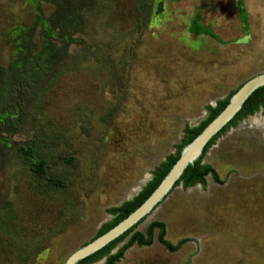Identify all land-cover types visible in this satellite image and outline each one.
I'll return each instance as SVG.
<instances>
[{"label": "rangeland", "instance_id": "rangeland-1", "mask_svg": "<svg viewBox=\"0 0 264 264\" xmlns=\"http://www.w3.org/2000/svg\"><path fill=\"white\" fill-rule=\"evenodd\" d=\"M67 7L0 0V95L4 72L38 73L32 99L15 92L19 103L0 108V264H64L176 154L186 127L264 73V0H100L74 18ZM196 24L217 40L190 33ZM39 133L56 141L45 158L59 157L49 173L64 189L40 186L17 150ZM202 164L222 183L176 187L133 231L163 222L178 249L154 231L117 264H264V114L219 136Z\"/></svg>", "mask_w": 264, "mask_h": 264}, {"label": "trees", "instance_id": "trees-1", "mask_svg": "<svg viewBox=\"0 0 264 264\" xmlns=\"http://www.w3.org/2000/svg\"><path fill=\"white\" fill-rule=\"evenodd\" d=\"M100 0H67L68 7L73 12L70 14V17H79L83 9H93L94 7L98 6ZM140 4H144L145 1H140ZM67 7V8H68ZM66 18L63 17L61 27H65ZM189 32L198 35H206L209 36L213 40H217V38L206 28L201 25H192L189 28ZM37 60V59H36ZM37 65V64H35ZM35 65H31L32 67ZM38 73L33 72V77L36 79ZM49 73L48 75H50ZM28 79V80H27ZM19 78L17 80H11V76L9 72H4V76L2 81L6 84V89L0 95V108L5 107L8 103L17 104L19 101L16 99V93L27 94L25 97L26 99H32L34 89V79L32 77ZM31 79V83L29 81ZM16 81V83H15ZM14 82V83H12ZM10 85V87H8ZM31 87L32 90L26 91V89ZM240 88V87H239ZM237 88L228 98L224 101H221L217 104L216 108L208 107L207 118L199 124V126L194 128L186 127L184 130V136L182 138V142L176 148V154L174 156H168L164 162H162L159 166H157L154 171L152 172V180L145 185V187L141 190V192L134 197L130 201H126L122 203L120 206L112 208L109 210V213L114 216L113 220L102 227V230L98 233L97 237L103 235L108 230L116 226L119 222L124 220L129 214H131L134 210H136L147 198L148 196L156 189L159 183L163 180L166 174L169 172L171 167L175 164L178 160L180 152L184 146L189 144L199 133L224 109L227 105L230 97L239 89ZM24 91V92H23ZM16 92V93H15ZM20 105V104H19ZM261 111L264 114V86L257 89L244 103L241 110L236 114L231 122H229L214 138H212L208 144L203 149V153L201 157L194 162L192 166H188L183 175L176 181L172 190L169 194L178 186H182L183 189H188L194 187L196 185H201L202 187L205 186L206 177L211 176L214 182L221 184V180L219 179L218 174L216 171L207 164H202V160L207 153L208 148H210L216 139L219 136H222L224 132H226L229 128L237 124L240 120H243L247 117L253 116L257 112ZM42 137L39 133L38 136V144L33 145L32 143H24L20 144L17 147V150L21 153V156L24 162L28 165L29 171L32 173L34 177L39 180L40 186L49 187V188H59L64 189L67 187V183L64 179L55 177L49 173V170L54 165V162L59 158L56 157L55 159H47L45 158L46 151L49 148L50 141L52 143H56L55 140L52 138L47 139ZM66 163L75 165L74 160L71 157L66 158ZM168 194V195H169ZM167 195V196H168ZM166 196V197H167ZM166 199V198H165ZM138 225V224H137ZM133 226L131 229L126 231L124 234L119 236L117 239L103 247L101 250L97 251L96 253L92 254L91 256L79 261L77 264H94L103 259H105L103 264H117L123 257L125 252L133 247L134 245L137 247H150L155 239L154 231H157L156 240L157 242L162 245L167 251L174 252L178 249L179 245L172 246V244L165 239L166 236V228L164 223L160 221H153L151 222L146 230L145 234L141 232H133L136 226ZM132 233V234H131ZM131 234V235H130ZM128 240L119 247L115 253H112L116 247L123 242L125 238ZM96 237V238H97Z\"/></svg>", "mask_w": 264, "mask_h": 264}, {"label": "water", "instance_id": "water-1", "mask_svg": "<svg viewBox=\"0 0 264 264\" xmlns=\"http://www.w3.org/2000/svg\"><path fill=\"white\" fill-rule=\"evenodd\" d=\"M263 86L264 73L255 75L242 84L230 97L224 109L199 135L182 148L178 160L148 198L116 226L70 254L64 264H77L79 261L91 256L151 214L163 202L176 181L183 175L185 169L192 166L201 157L208 142L233 120L246 100Z\"/></svg>", "mask_w": 264, "mask_h": 264}, {"label": "crops", "instance_id": "crops-1", "mask_svg": "<svg viewBox=\"0 0 264 264\" xmlns=\"http://www.w3.org/2000/svg\"><path fill=\"white\" fill-rule=\"evenodd\" d=\"M163 223V222H162ZM164 225H165V223H164ZM165 228H166V225H165ZM137 247V246H136ZM122 260V259H121Z\"/></svg>", "mask_w": 264, "mask_h": 264}]
</instances>
